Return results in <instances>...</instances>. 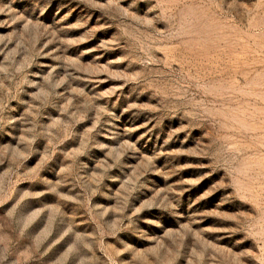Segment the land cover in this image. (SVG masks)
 Listing matches in <instances>:
<instances>
[{"label": "rangeland", "instance_id": "rangeland-1", "mask_svg": "<svg viewBox=\"0 0 264 264\" xmlns=\"http://www.w3.org/2000/svg\"><path fill=\"white\" fill-rule=\"evenodd\" d=\"M0 264H264V0H0Z\"/></svg>", "mask_w": 264, "mask_h": 264}]
</instances>
